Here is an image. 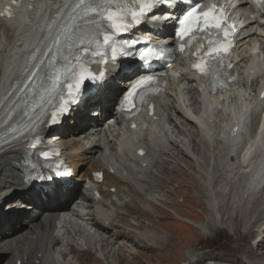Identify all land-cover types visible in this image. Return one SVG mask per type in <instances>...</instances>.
Instances as JSON below:
<instances>
[{"label": "bare ground", "instance_id": "1", "mask_svg": "<svg viewBox=\"0 0 264 264\" xmlns=\"http://www.w3.org/2000/svg\"><path fill=\"white\" fill-rule=\"evenodd\" d=\"M8 1L0 0V6ZM19 1L12 19L0 17V254H12L5 264H86L89 254L105 263L118 264L115 259L124 246L119 240L134 234L146 238L144 229L154 225L151 222L139 232L137 214L143 211L151 221L152 209L164 201L162 194L149 184L163 153L168 150L172 153L174 148L192 160L190 167L196 171L194 187L210 196L207 208L215 213L213 222L217 217L219 222L218 214L232 210L228 219L236 230L242 228L243 221L248 229L252 227L253 235L257 227L261 230L264 115L252 134L249 123L256 122L257 107L261 106L264 114V101L257 100L259 87H264V61L257 60L259 51L264 52V7L246 14V25L239 33L236 56L239 81L235 86L206 93L180 60L165 92L155 98L157 118L148 119L143 112L136 118L135 129L123 123L116 98L120 95L117 100L121 99L124 86L141 71L135 67L129 73L120 72L109 66L111 80L106 86L88 95L50 136L51 141L62 147L63 156L76 175L69 183L57 182L45 189L26 180L22 164L25 142L7 140L11 131L25 128L35 115L37 109L32 107L35 101L43 103L47 96L33 87V79L27 82L25 79L53 39L71 2ZM172 30V26L166 27L165 37ZM28 104L29 108L23 112ZM93 108L97 112L89 117ZM230 123L239 127L235 137L229 135ZM139 146L148 149L141 158L134 154ZM201 151L202 156L198 157ZM222 168L223 176L218 175ZM97 170L104 172L101 183L92 178ZM221 177L229 183L230 190L223 195L227 203L219 204L216 213L214 183ZM94 185L101 191L98 200L94 199ZM243 189L246 196L240 198L239 191ZM13 196L15 199L9 201ZM198 225L204 235L215 228L209 219ZM27 226L32 230L16 234ZM119 228L127 232L119 233ZM152 234L149 236L156 240V233ZM263 241L262 237L248 243L251 255H264ZM140 243L146 249H155L146 241ZM196 253L197 250L189 251L185 264H201L203 259ZM69 254L72 258L65 260Z\"/></svg>", "mask_w": 264, "mask_h": 264}, {"label": "rangeland", "instance_id": "2", "mask_svg": "<svg viewBox=\"0 0 264 264\" xmlns=\"http://www.w3.org/2000/svg\"><path fill=\"white\" fill-rule=\"evenodd\" d=\"M95 113L96 109L93 108L89 112V117H92L91 115H94ZM93 117H96V115ZM249 132L253 133L254 129L251 127ZM69 138H71L70 135ZM147 150L148 149L146 148V151ZM172 151V153L170 150L163 153L160 166L155 169L153 173L154 177L149 184L153 190L156 189L155 191L158 190V192L162 194L164 201L161 205H157L152 209L153 213H151L152 216H150V218L152 217L151 221L147 220V217L142 213L143 211L137 214L139 215V218L137 219L136 227L139 232H142L141 229L145 225H151V222H154L153 227L146 226L150 228L144 229L143 232H147L146 238L134 234L120 239L119 241H123L124 246L119 255L116 256L115 261H117L118 264H185L188 260L189 251L197 250L198 253H196V255L199 254V257L203 259L201 264H264V255H251L248 245L249 242L253 243L258 238H264V222L261 223V230L263 228V232L257 227L258 231L255 235H253L252 227L251 229H248L244 221L242 222V228L240 230H236V225L234 223H230L228 219V216L232 214V210L230 212L225 211L218 214L219 222H216L218 217L215 222H213L215 213L207 208L210 196L199 191L200 189L197 187H194L196 186L194 184L196 171L190 167V161L192 160L189 159L186 153V155L184 153H179L176 148L172 149ZM203 153H207V151L203 150ZM201 154L202 151L198 157H201ZM207 154H209V151ZM185 170L187 174L184 172ZM222 171L223 168L220 169L218 175L222 174L221 176H223L224 171ZM223 178L224 177L219 178V180L214 183L215 192L217 191V194H213V202L216 204L215 210H217L219 204H225V202L227 203L223 195H226L229 192L230 186ZM243 191H239L240 198L241 196H246L244 194L245 191ZM233 196H235L234 193ZM263 197L264 196H262V198ZM238 198L239 197H237V199ZM14 199L15 197L13 196V198L9 199V201ZM7 203L8 201L6 204ZM247 205H250L249 201ZM217 212L218 210L216 213ZM216 216L217 215H215V217ZM208 219L210 222L212 221L215 228L212 229L213 227L211 226V233H209V235H204L203 230L200 228L198 223H204L208 221ZM39 223L40 221L37 222V224ZM25 229L28 231L32 230L30 226L22 227L21 231L16 234L24 232ZM117 231L119 233L121 231L127 232L125 229L121 228ZM152 232L154 233L152 234ZM148 233L152 235L156 233L155 237L157 239L153 240L152 236H149ZM138 239H142L140 242L146 241L152 244L155 249L149 250L144 248V245L138 242ZM164 241L167 242L162 243ZM168 241H171V245L170 243L168 244ZM262 246H264V241ZM0 255V264H5L4 261H9L12 258V254L10 253ZM261 256L263 257L261 258ZM71 258L72 254H69L65 257V260ZM74 261L77 262L75 259ZM86 264L109 263L100 261L96 257L94 258L89 254V261Z\"/></svg>", "mask_w": 264, "mask_h": 264}, {"label": "snow or ice", "instance_id": "3", "mask_svg": "<svg viewBox=\"0 0 264 264\" xmlns=\"http://www.w3.org/2000/svg\"><path fill=\"white\" fill-rule=\"evenodd\" d=\"M82 0H77V4H80ZM122 0H87L89 4L88 11L90 13L98 15L102 20L108 22L109 26L112 29V32L103 34V42L108 44L115 34H118L122 30H126V20L125 17L130 15L132 22L139 23V17L146 15L154 7L153 0H123V2L132 3L135 5L134 9L125 11L120 7H111L109 5L118 4ZM196 9L193 8L185 16V21L192 20L197 25V30L200 25H203L205 29L209 27L221 28L224 21L220 18L211 16L209 12H204L202 15H196ZM190 32L189 28L182 27L180 29V36L184 37ZM228 33L225 32L227 37ZM87 43H92L93 41L84 38ZM132 45H130L131 47ZM91 51L87 47L86 43H82L81 54L87 55ZM223 51H227L225 48ZM198 69L203 71V68L200 64L195 65ZM149 80L152 78L149 77ZM144 83V82H142ZM68 95L74 97L75 91H78V84H69Z\"/></svg>", "mask_w": 264, "mask_h": 264}]
</instances>
